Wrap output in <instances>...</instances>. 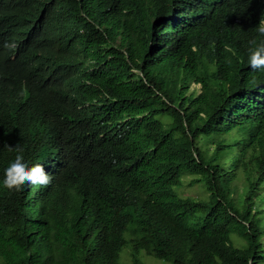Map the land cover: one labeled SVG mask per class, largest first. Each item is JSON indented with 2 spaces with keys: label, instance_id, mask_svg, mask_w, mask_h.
Masks as SVG:
<instances>
[{
  "label": "trees",
  "instance_id": "obj_1",
  "mask_svg": "<svg viewBox=\"0 0 264 264\" xmlns=\"http://www.w3.org/2000/svg\"><path fill=\"white\" fill-rule=\"evenodd\" d=\"M259 26L264 0H0V179L17 147L51 175L0 183V264H264Z\"/></svg>",
  "mask_w": 264,
  "mask_h": 264
},
{
  "label": "clouds",
  "instance_id": "obj_2",
  "mask_svg": "<svg viewBox=\"0 0 264 264\" xmlns=\"http://www.w3.org/2000/svg\"><path fill=\"white\" fill-rule=\"evenodd\" d=\"M258 33L264 36V26L257 28ZM247 63L253 70H264V40H261L254 48H249ZM4 174L0 183L9 188L21 187L25 182L30 185L45 186L50 183L51 175L46 173L41 164L29 165L23 157V152L19 147L14 158L8 161L3 170Z\"/></svg>",
  "mask_w": 264,
  "mask_h": 264
},
{
  "label": "rangeland",
  "instance_id": "obj_3",
  "mask_svg": "<svg viewBox=\"0 0 264 264\" xmlns=\"http://www.w3.org/2000/svg\"><path fill=\"white\" fill-rule=\"evenodd\" d=\"M200 89V86L198 85H192V90H199ZM193 179L192 177H189L185 183H184V186L180 189V193L184 196V197H200V196H203V193H202V189H201V186L199 184H193L192 183ZM264 240V239H263ZM125 261H129L130 260V257L129 256H126L125 258ZM155 259V258H153ZM156 261H159L157 259H155ZM149 264H160V263H157L151 259H147L146 260ZM160 262V261H159Z\"/></svg>",
  "mask_w": 264,
  "mask_h": 264
}]
</instances>
